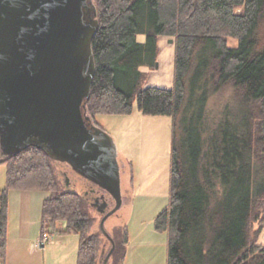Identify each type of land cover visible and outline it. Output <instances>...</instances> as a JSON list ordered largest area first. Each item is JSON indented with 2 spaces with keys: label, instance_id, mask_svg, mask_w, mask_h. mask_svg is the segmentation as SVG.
Masks as SVG:
<instances>
[{
  "label": "trees",
  "instance_id": "1",
  "mask_svg": "<svg viewBox=\"0 0 264 264\" xmlns=\"http://www.w3.org/2000/svg\"><path fill=\"white\" fill-rule=\"evenodd\" d=\"M95 72L86 114L171 120L169 202L154 218L167 234L165 264H264V0H93ZM144 35V42L137 41ZM173 39L171 89L143 88L158 38ZM230 99L213 111L221 91ZM103 129V128H102ZM51 160L28 147L3 157L0 264L7 257L10 190L48 193L41 208L48 234L78 237L75 264L103 263V237L85 197L62 190ZM61 223L63 229L56 228ZM43 233V232H42ZM107 264H122L127 227L115 228Z\"/></svg>",
  "mask_w": 264,
  "mask_h": 264
},
{
  "label": "water",
  "instance_id": "2",
  "mask_svg": "<svg viewBox=\"0 0 264 264\" xmlns=\"http://www.w3.org/2000/svg\"><path fill=\"white\" fill-rule=\"evenodd\" d=\"M98 27L93 0H0L1 155L35 147L108 193V213L106 201L94 205L103 230L122 199L113 139L86 114ZM103 232L107 264L114 242Z\"/></svg>",
  "mask_w": 264,
  "mask_h": 264
},
{
  "label": "rangeland",
  "instance_id": "3",
  "mask_svg": "<svg viewBox=\"0 0 264 264\" xmlns=\"http://www.w3.org/2000/svg\"><path fill=\"white\" fill-rule=\"evenodd\" d=\"M169 39L164 36L158 38V56L154 67L140 68V71L146 74L142 83L143 88H172L174 45L169 43ZM144 40V35L137 36V41ZM230 96V90L219 92L210 100L209 108L213 111L221 109ZM95 120L111 136L116 147L122 203L120 208L106 219L102 230L101 221L104 214L93 205L92 197L86 199L88 212L94 219L92 231L101 232L106 255L110 244L103 231L112 236L115 228L127 227L129 239L127 250L130 253H142L164 262L167 255V234L155 230L154 218L169 202L171 120L165 116L142 115L137 109L136 102L129 115H101L96 116ZM2 160L0 152V162ZM52 167L60 189L78 193L83 197L86 192L93 189L94 194L99 193L105 197L107 203L105 213L114 207L115 202L108 193L74 173L67 164L53 161ZM5 185L6 167L1 164L0 188H4ZM42 196L35 191L8 192L9 258H13L15 241L13 236L21 229L29 234L32 232L31 239H36L35 243H28L26 252L32 254L38 264H43V259L44 264H75L78 249L76 235L63 236L51 233L45 247H39L42 232L48 231L46 223L43 228L41 226ZM20 226L22 227L19 229Z\"/></svg>",
  "mask_w": 264,
  "mask_h": 264
},
{
  "label": "crops",
  "instance_id": "4",
  "mask_svg": "<svg viewBox=\"0 0 264 264\" xmlns=\"http://www.w3.org/2000/svg\"><path fill=\"white\" fill-rule=\"evenodd\" d=\"M37 193H41L43 196L41 198V201L46 199L48 197V193L46 192H39L35 191ZM24 225V224H22ZM22 226L19 227V229ZM56 228L59 230H62L64 227L61 223L56 224ZM32 233V232H31ZM31 233L21 230L13 236L15 238L14 244H13V258H9V239L7 241V257L5 264H38L37 260L35 257L32 256L29 252H26V246L28 245L29 242H34L36 239H31ZM56 234L52 233L51 235ZM62 239V237H60ZM27 241V242H26ZM262 242L264 243V233L262 235ZM16 246V247H15ZM15 248V249H14ZM108 262L109 259H108ZM166 260L163 261H157L153 257H149L148 255L142 254V253H130L129 250H127L126 257L123 261L122 264H165ZM43 264H44V259H43ZM46 264V263H45Z\"/></svg>",
  "mask_w": 264,
  "mask_h": 264
},
{
  "label": "flooded vegetation",
  "instance_id": "5",
  "mask_svg": "<svg viewBox=\"0 0 264 264\" xmlns=\"http://www.w3.org/2000/svg\"><path fill=\"white\" fill-rule=\"evenodd\" d=\"M91 122V121H90ZM92 124V123H91ZM93 125V124H92ZM94 190L93 189H90L88 192H86L85 194H84V197H85V199H87L88 200V198H91V201L93 202V205H95V206H98V207H100V205H101V203L103 202V201H106V199H105V197L104 196H101L99 193H96V194H94ZM93 195H95V197L96 196H98L96 199H95V197L93 198ZM101 196V197H100ZM102 197H103V199H102ZM94 200H96V201H94ZM91 202V203H92Z\"/></svg>",
  "mask_w": 264,
  "mask_h": 264
},
{
  "label": "built area",
  "instance_id": "6",
  "mask_svg": "<svg viewBox=\"0 0 264 264\" xmlns=\"http://www.w3.org/2000/svg\"><path fill=\"white\" fill-rule=\"evenodd\" d=\"M48 241H49L48 231H43L40 241H39V247L44 248L45 245L48 243Z\"/></svg>",
  "mask_w": 264,
  "mask_h": 264
}]
</instances>
